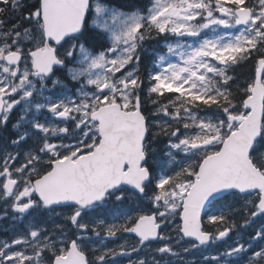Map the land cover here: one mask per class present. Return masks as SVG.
<instances>
[{
	"label": "snow or ice",
	"instance_id": "1",
	"mask_svg": "<svg viewBox=\"0 0 264 264\" xmlns=\"http://www.w3.org/2000/svg\"><path fill=\"white\" fill-rule=\"evenodd\" d=\"M13 116L0 264H183L220 244L203 259L264 264V0H0V130Z\"/></svg>",
	"mask_w": 264,
	"mask_h": 264
},
{
	"label": "trees",
	"instance_id": "2",
	"mask_svg": "<svg viewBox=\"0 0 264 264\" xmlns=\"http://www.w3.org/2000/svg\"><path fill=\"white\" fill-rule=\"evenodd\" d=\"M32 1H35V0H32ZM31 0H24V2L26 4H32L34 2H32ZM110 3H113V4H120V3H124V2H127V0H109ZM135 3L141 7L142 9H147L151 3V0H135ZM9 19L11 20L12 23L15 22L16 20V16L15 14H11ZM163 41L161 40L159 44H155L154 42H149V52L148 54H146V58L144 60V63L142 64L141 66V70H142V73L144 75L147 74V72L151 71L152 70V66H153V60H154V56L152 55V53L154 51L156 52H163L165 49L163 48ZM252 71H253V68L251 65H245V66H241L240 68L237 69V73L240 75V78L241 80H245L247 79L251 74H252ZM15 119L16 117L13 116L12 120L10 121L9 125H8V129L7 131H3V130H0V136H3L5 139H8V137L10 136H13L14 135V131L12 129V123H15ZM154 147H156L158 150L159 149H162L163 148V144H159V145H154ZM146 201V204L148 203L147 200ZM178 219V218H177ZM8 221H4V222H0V235H4L5 237H8L9 234H8V229H9V226H10V223L8 224L7 223ZM57 222H60L59 220H57ZM239 222V221H238ZM257 225L260 224V221L257 220ZM8 226V227H7ZM19 227V226H18ZM49 227H51V223H49ZM206 228L210 231H214L215 229V226L213 225H209L208 223H206ZM247 231L251 232L252 233V229H248ZM1 232H3L1 234ZM246 235L248 234H243V237L245 240H247L248 238L250 237H246ZM128 236L130 237V235L128 234ZM184 263L183 264H192V263H188L187 262V259L186 257L184 256ZM208 261H205L204 259H200V262L199 263H196L194 262V264H207ZM178 264H182V263H178Z\"/></svg>",
	"mask_w": 264,
	"mask_h": 264
},
{
	"label": "flooded vegetation",
	"instance_id": "3",
	"mask_svg": "<svg viewBox=\"0 0 264 264\" xmlns=\"http://www.w3.org/2000/svg\"><path fill=\"white\" fill-rule=\"evenodd\" d=\"M66 77H67V74L65 73V74H63V76L61 77L62 79H66ZM68 79H66V81H67ZM70 86H73L74 87V85H73V83H68ZM149 103L147 102V101H145V109H146V114H148V110H149ZM250 229V228H249ZM249 232V231H248ZM184 246H187V245H184ZM179 250V249H178ZM217 252H218V249H217V247H215V249L214 250H211L210 251V248L207 250V251H205L203 254L201 253V252H199V251H193V252H191V253H188V254H183L185 257H186V259H187V262L188 263H192V262H196V263H199L200 262V259H203V256L204 255H207V256H212V255H215V254H217ZM178 263H182L180 260H176L175 261V264H178ZM184 263V262H183ZM207 264H211V262L210 261H208L207 262Z\"/></svg>",
	"mask_w": 264,
	"mask_h": 264
},
{
	"label": "rangeland",
	"instance_id": "4",
	"mask_svg": "<svg viewBox=\"0 0 264 264\" xmlns=\"http://www.w3.org/2000/svg\"><path fill=\"white\" fill-rule=\"evenodd\" d=\"M8 234L11 235V231H10V230L8 231ZM120 235H121V234H120ZM2 238H3V239H2ZM0 239H2V240H0V241L6 240L4 235H0ZM109 240H110V239H109ZM109 240L107 241V246H108V247H111V248H116V249H118V246H119L121 243H124L125 240H127L130 244L135 243V240L130 239L129 237L125 236L124 234L121 235V240L119 241V245H116V244L114 243V241L109 242ZM139 255H140V254H139ZM128 257H129V259H128ZM128 257H122V256L118 257V258H117V264H128L129 260H131V261H136L135 259H136V257H137V254H136V253H133L131 256H128ZM126 258H127V259H126Z\"/></svg>",
	"mask_w": 264,
	"mask_h": 264
},
{
	"label": "bare ground",
	"instance_id": "5",
	"mask_svg": "<svg viewBox=\"0 0 264 264\" xmlns=\"http://www.w3.org/2000/svg\"><path fill=\"white\" fill-rule=\"evenodd\" d=\"M32 1V0H31ZM32 2H35V1H32ZM146 204V203H145ZM8 227V226H7ZM3 232H1V234H2ZM244 238V237H243ZM3 239V238H2ZM2 239H0V240H2ZM127 259V258H126ZM128 259H129V257H128ZM136 260V259H135Z\"/></svg>",
	"mask_w": 264,
	"mask_h": 264
}]
</instances>
